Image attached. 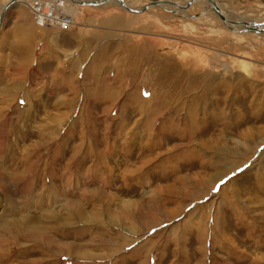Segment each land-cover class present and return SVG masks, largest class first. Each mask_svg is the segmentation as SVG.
<instances>
[{
    "label": "rangeland",
    "instance_id": "1",
    "mask_svg": "<svg viewBox=\"0 0 264 264\" xmlns=\"http://www.w3.org/2000/svg\"><path fill=\"white\" fill-rule=\"evenodd\" d=\"M27 1L0 26V264H264V35L232 31L264 0L72 2L66 30Z\"/></svg>",
    "mask_w": 264,
    "mask_h": 264
},
{
    "label": "bare ground",
    "instance_id": "2",
    "mask_svg": "<svg viewBox=\"0 0 264 264\" xmlns=\"http://www.w3.org/2000/svg\"><path fill=\"white\" fill-rule=\"evenodd\" d=\"M8 1V0H7ZM6 1V2H7ZM11 0H9L7 3H9ZM39 1H43V3L46 5V6H49L53 11H57V12H60L63 16H64V18L63 19H65V18H68V21H66V23H68V29H69V27H70V25H72V23H73V19L75 18V12H73V11H71V8H73V7H75L76 5L75 4H73L72 2H77L76 4H79V2H95V1H98V0H50V1H47V2H45L46 0H39ZM111 1H113L115 4H118V2L117 1H115V0H106V2L104 3V5L105 4H108V3H110ZM152 1H154L155 3H158L159 5L158 6H160L161 8H163V7H170V8H175L176 10H183V7H182V5L181 6H179V5H175V3L172 1V0H152ZM172 1V2H171ZM192 1V3H193V1L195 2V1H199V0H190V2ZM202 1H204V2H206L207 3V5H208V8L213 12L214 10V7L211 5V4H209L206 0H202ZM5 2V3H6ZM18 2H21V0H16V2L15 3H18ZM4 3V4H5ZM6 3V4H7ZM14 3V4H15ZM192 3H190V4H192ZM5 4V5H6ZM13 4V5H14ZM28 4H30V1L28 0L27 2H26V6H27V8H28ZM126 4V6L129 8V6H128V3H125ZM4 5V6H5ZM13 5L11 6V7H9L7 10H6V12H5V14L7 13V11L8 10H10L12 7H13ZM3 5L0 7V10L2 11V9H3V7H4ZM83 6H89V5H83ZM216 6V5H215ZM89 7H92V6H89ZM80 8H82L81 6H80ZM131 9V8H130ZM140 8H135V9H133L132 8V10H139ZM207 10V8L206 7H204V9L202 10V14L198 17V18H195V19H193V21H202L203 19H205L204 17H205V15H206V13H205V11ZM215 13V12H214ZM218 13L222 16V18L225 20V22L228 24L229 22V20L227 19V18H225L226 16H224V12H221V11H219L218 10ZM5 14H4V17H5ZM218 16V15H217ZM4 17H3V21L5 20L4 19ZM219 17V16H218ZM219 19H220V17H219ZM222 22L224 21V20H222V19H220ZM236 20L238 21V25H236V24H234L233 23V28L234 29H232V31H234L235 29L237 30L238 28H240V30L242 29V23L243 22H241V20H240V18L239 17H236ZM3 21H2V23H3ZM247 23V22H246ZM248 24H250V23H248ZM236 25V26H235ZM259 26H264V23L261 25H259ZM1 27H2V25H1ZM56 27V26H55ZM60 29V28H59ZM61 30V29H60ZM249 33H251V32H249ZM259 35H264V32L263 33H261V34H259ZM224 65V64H223ZM225 67H226V65H225ZM16 233V232H15ZM18 234V233H17ZM3 242V241H2ZM5 244V243H4Z\"/></svg>",
    "mask_w": 264,
    "mask_h": 264
},
{
    "label": "built area",
    "instance_id": "3",
    "mask_svg": "<svg viewBox=\"0 0 264 264\" xmlns=\"http://www.w3.org/2000/svg\"><path fill=\"white\" fill-rule=\"evenodd\" d=\"M50 1L46 0L45 2ZM28 9L32 15V18L39 27L44 26H58L61 30L68 29V18L57 12L53 11L49 6H46L43 1L31 0L28 4Z\"/></svg>",
    "mask_w": 264,
    "mask_h": 264
},
{
    "label": "water",
    "instance_id": "4",
    "mask_svg": "<svg viewBox=\"0 0 264 264\" xmlns=\"http://www.w3.org/2000/svg\"><path fill=\"white\" fill-rule=\"evenodd\" d=\"M118 2V5L120 8H122L123 10H125L126 12L128 13H131V14H140L142 12H144L148 7H150L149 5H146V6H143L142 8H140L139 10H132L130 8H128L126 6V4L124 3L123 0H115ZM209 4H211L213 7H214V12L216 15H218L220 17V19L224 20L222 18V16L218 13V8L217 6H215L214 2L212 0H206ZM16 2V0H11L9 3H7L2 11L0 12V26L2 24V21H3V17H4V14L6 12V10L11 7L14 3ZM106 2V0H98V1H95V2H79V6H83V5H89V6H98V5H101V4H104ZM155 2H153L152 4H154ZM190 3H187L185 6H184V9L188 8L190 6ZM155 4H158V3H155ZM242 31L243 32H251V33H256V34H261L264 32V26H259L258 24H248L246 22H243L242 23Z\"/></svg>",
    "mask_w": 264,
    "mask_h": 264
},
{
    "label": "snow or ice",
    "instance_id": "5",
    "mask_svg": "<svg viewBox=\"0 0 264 264\" xmlns=\"http://www.w3.org/2000/svg\"><path fill=\"white\" fill-rule=\"evenodd\" d=\"M220 183H221V184H223V183H224V181H223V180H221V181H220ZM216 190H217V189H215V188L213 189V191H216Z\"/></svg>",
    "mask_w": 264,
    "mask_h": 264
},
{
    "label": "crops",
    "instance_id": "6",
    "mask_svg": "<svg viewBox=\"0 0 264 264\" xmlns=\"http://www.w3.org/2000/svg\"><path fill=\"white\" fill-rule=\"evenodd\" d=\"M11 9H12V8H11ZM11 9H10V10H11ZM10 10H8V11H10ZM8 11H7V12H8ZM6 15H7V14H6ZM6 17H7V16H6ZM5 22H6V18H5Z\"/></svg>",
    "mask_w": 264,
    "mask_h": 264
}]
</instances>
